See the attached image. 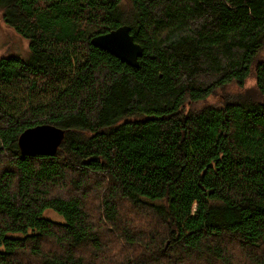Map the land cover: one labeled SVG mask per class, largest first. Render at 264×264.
<instances>
[{
	"label": "trees",
	"instance_id": "1",
	"mask_svg": "<svg viewBox=\"0 0 264 264\" xmlns=\"http://www.w3.org/2000/svg\"><path fill=\"white\" fill-rule=\"evenodd\" d=\"M0 19L30 42L0 59V264H229L230 243L264 264V0H0ZM122 25L138 67L91 43ZM60 69L75 76L53 100L13 106L14 82L33 93ZM40 125L62 142L24 156ZM111 235L147 248L103 257Z\"/></svg>",
	"mask_w": 264,
	"mask_h": 264
},
{
	"label": "rangeland",
	"instance_id": "2",
	"mask_svg": "<svg viewBox=\"0 0 264 264\" xmlns=\"http://www.w3.org/2000/svg\"><path fill=\"white\" fill-rule=\"evenodd\" d=\"M30 42L26 39L21 37L16 31L10 29L5 25V23L0 19V59L2 57H9V56H18L23 58L24 60H28L30 58V50H29ZM75 54H79L77 51L73 50ZM77 58V57H76ZM81 60V59H79ZM75 74L73 72H70L66 69H60L57 71L55 74V77L45 83L44 85H41L35 92L31 93L30 92V82L26 80H18L14 82V87H15V94L13 96V100H16L15 102H12L14 107L21 106L22 108L30 105H39L42 103L49 102L50 100H53L54 97L57 96V94L65 88L67 85H69ZM255 84V78L251 77L247 82H246V87L245 88H252ZM246 91V90H245ZM232 96L234 97L236 94L240 93L237 87L232 88ZM218 94H223V93H228V90L225 91H219L217 92ZM217 94V95H218ZM239 96V95H238ZM209 104L212 105H220L221 104V98L219 97H214L210 98L207 101ZM207 103V104H208ZM198 106H202L201 104H198ZM90 203L88 207V212L90 214H97L99 213V209L97 208L98 204L95 203L97 201V196L95 193L91 194V197L89 198ZM130 210V209H128ZM135 214V221L138 223H145L144 227H138L135 228V231L138 234L137 239H144L145 235H150L149 233L152 230V237L147 242L154 244L153 241V236L158 238V231L160 230L159 224L157 221L149 216L147 217L146 215L139 213V212H134ZM45 217L53 220L55 222H63V219L58 216L56 213L53 211H47L45 214ZM133 222V221H132ZM135 223V222H134ZM156 232L153 233V232ZM110 234V233H109ZM138 240L137 244L135 246H132L129 248L127 247L124 243L121 242L119 245L115 241L114 235L107 237L106 243H110L109 247L106 251V253L103 255V257H110V258H117L121 256L122 260L125 262L128 258H133V255L139 254L141 252V247L143 246L144 249L147 248L146 245H144V242ZM169 241V240H168ZM167 242V240H166ZM166 244L164 246V251H166ZM228 254H229V264H246V256L244 257L243 252L240 250V247L231 245V243L228 246ZM184 264V263H183ZM185 264H206L203 261L200 262L197 257L195 258H188L185 261ZM212 264H227L224 262H213Z\"/></svg>",
	"mask_w": 264,
	"mask_h": 264
},
{
	"label": "water",
	"instance_id": "3",
	"mask_svg": "<svg viewBox=\"0 0 264 264\" xmlns=\"http://www.w3.org/2000/svg\"><path fill=\"white\" fill-rule=\"evenodd\" d=\"M94 47L102 49L132 67L139 66L143 48L131 34V26L122 25L107 34L92 38ZM63 140V132L52 126L40 125L26 130L19 138V146L24 156H52ZM168 242L166 244V247Z\"/></svg>",
	"mask_w": 264,
	"mask_h": 264
}]
</instances>
